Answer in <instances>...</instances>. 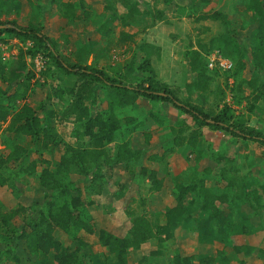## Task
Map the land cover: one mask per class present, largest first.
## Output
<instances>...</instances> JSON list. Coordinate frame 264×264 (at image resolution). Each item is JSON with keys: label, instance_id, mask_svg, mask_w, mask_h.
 I'll list each match as a JSON object with an SVG mask.
<instances>
[{"label": "trees", "instance_id": "obj_1", "mask_svg": "<svg viewBox=\"0 0 264 264\" xmlns=\"http://www.w3.org/2000/svg\"><path fill=\"white\" fill-rule=\"evenodd\" d=\"M43 1H27L30 18L24 25L17 19L9 20L19 14L16 1L0 0V44L8 45L11 40L19 44L17 54L8 59H3L0 47V189L12 187L13 196L21 199L22 190L17 184L29 180L34 185L29 206L19 201L7 210L0 208V264H22V261L25 264H110L113 256L118 259L115 264H128L131 243L153 238L156 249L149 253L146 264H158L157 258H169L167 247L175 245L177 227L194 222L197 230L206 228V234L223 246L216 259L227 264L224 248L229 242L228 215L234 209L232 204L240 211L246 238L252 235L248 214L258 215L262 221L264 179L260 180L251 171L254 163L245 161L239 168L227 156L223 145L216 151L206 140L204 150L210 157L215 156V169H190L171 176L167 183L144 162L159 163L185 146L199 156L197 144L201 129L206 127L216 138L227 137V145H239L240 150L249 143L256 145L261 149L257 164L264 172L263 0H226L222 10L211 16L205 10L212 0H152V5L144 2L146 8L142 11L130 0H112L120 3L122 9L105 7L98 31L102 42L106 40L108 45L115 43L132 52L130 59L120 63L114 73L120 82L114 77L111 79L105 69L91 67L92 63L87 64L86 59L79 63L64 59L53 40L43 33L46 17ZM237 7L246 16L252 13L256 24L252 30H247L244 23L239 31L231 30L227 10ZM72 8L70 3H65L61 10L72 19ZM167 8L179 18L198 22L209 17L218 23L215 31L210 30L209 37H201L204 32L199 31L185 40L186 50H180L179 55L189 59L188 69L194 77L189 84L181 79L183 86L178 95L173 92L176 87L169 89L160 77L152 74L150 59L154 54H161L159 48L153 50L152 45L142 50V38L141 46L133 50L138 36L144 37L160 21L170 22V17L166 19L164 15ZM87 16L86 12L81 15ZM2 18L6 20L1 21ZM116 29L119 32L115 38ZM212 54L228 60L231 67L210 68ZM37 55L45 61L38 75L33 65L26 62ZM154 63L157 64L155 59ZM64 78L67 81L61 86ZM35 91H46V95L34 106L28 99ZM141 100L161 108H150L145 116L141 111L143 121L124 115L127 109H139ZM98 102L103 106L95 110ZM171 111L175 112L173 126L177 132L160 142L161 155L148 156L152 131L170 134ZM67 122H71L69 142L58 132V126ZM139 133L142 145L134 140ZM116 171L126 173L134 185L145 187L149 193L129 201L125 216L131 227L120 241L97 228L100 216L91 211V202H87L88 195L102 194L101 187L95 183L97 176L112 182L118 199L126 195L128 188L114 179ZM167 174L165 171L164 175ZM164 183L170 184L169 191ZM218 188L222 190L216 193ZM166 192L172 198L170 206L163 203ZM146 198H156L162 204L151 214L154 220L148 216L151 206ZM215 200L227 207L213 205ZM260 232L263 234L255 239L257 243L264 241L263 221ZM82 233L98 234L108 248V255L88 253L80 237ZM249 243L254 246L253 240ZM262 248L257 249L264 264ZM214 261L210 257L198 259L176 253L168 263L213 264Z\"/></svg>", "mask_w": 264, "mask_h": 264}, {"label": "crops", "instance_id": "obj_2", "mask_svg": "<svg viewBox=\"0 0 264 264\" xmlns=\"http://www.w3.org/2000/svg\"><path fill=\"white\" fill-rule=\"evenodd\" d=\"M8 1V0H7ZM16 1V6L18 8L19 14L18 15H12L14 19H19L18 22L26 25L29 18H30V7L28 5V0H15ZM85 0H58L55 3H43L44 6L46 7V17L44 21V30L43 33L47 36H49L53 42L55 43L56 48L58 49V52L62 56H67L68 53H71L74 51L75 48L80 47L84 48V51L87 53V55L82 59L84 61L86 59L87 64H91L94 62L93 60L96 59V68L97 69H105L106 65L110 64V56L108 60H105L103 57L108 55V50L110 51V48L106 50L104 49L105 47H102V39L100 34L98 33V26H95L94 20L91 17L90 19L88 18H83L86 19V23H82V19H80L78 16L82 15L85 11L83 9V5ZM87 2H90L92 0H86ZM93 8L90 9V12H93V14H102L106 13L104 11L105 7H111L115 8L118 10V4L115 3L112 0H94ZM75 2L77 4V8L73 9L70 11L72 13V19L71 17H68L66 15V12H63L61 10L63 4L65 3H70ZM146 3H150L152 5V0H143L141 5ZM227 1H223V3L220 2V0H212L210 6L205 10L206 14L212 15L214 14L217 10H222V6L225 5ZM264 6V3H263ZM25 9V10H23ZM145 9V8H144ZM142 9V10H144ZM23 10V11H22ZM168 10L170 14V22L168 24L164 23L163 21H160L156 23L154 28L156 29L155 34H147L149 37L150 36H157L156 38L158 39H151L152 42H154L153 46L155 47H163L165 41L164 40H159L160 37H166V40H168L169 44L167 45L168 53H162V54H154L153 56L156 55L154 58L160 69H169V71H174V63L181 61L183 63L184 58H180L177 55L180 54V51H184L183 49V43L185 40L188 38V36H194L196 35V32L203 31V35L201 37H209L210 36V30L215 31L217 28L218 23L213 20L212 18L207 17L204 20H199L198 22L194 21V19L188 18V17H181L179 18L176 16L175 12L172 11V9H166ZM229 12L228 16V21L232 24V29L235 31L240 30V25L241 24H246L247 30H252L256 24L254 23V20L252 19V13H248L247 16L244 15L241 11V9L235 8V9H230L227 10ZM21 13L24 16L23 20L21 21ZM99 16V15H98ZM164 16V15H163ZM46 24L52 25L53 32L48 33L46 30ZM54 24V26H53ZM91 24L92 28L90 30L86 29V27ZM165 27L167 29H165ZM216 27V28H215ZM96 29V30H95ZM91 32L92 35H90V38H86V33ZM180 32V33H177ZM65 34H68V36H71L70 41L67 40V38H64ZM176 34H178L176 36ZM66 36V35H65ZM66 36V37H68ZM176 36V38L174 37ZM143 38V36H140V38H137V41H140ZM175 38V39H174ZM163 39V38H160ZM91 41L93 46L90 47L88 43ZM195 44V43H194ZM179 45V49L176 47ZM196 46L194 45V48ZM112 51V50H111ZM91 53L95 54V56H91ZM110 55V54H109ZM97 56V57H96ZM161 57V58H160ZM65 58V57H64ZM72 57H68V61L70 63H75L78 62L76 61L75 57L72 60ZM159 59V60H157ZM75 60V61H74ZM27 63L28 60L26 61ZM83 63V62H82ZM169 71H163L162 74L166 77H169ZM189 69L187 68L184 82L186 84H189L192 80L194 75L189 74L188 75ZM169 72V73H168ZM165 73V74H164ZM245 75H249L248 72L245 73ZM162 78V77H161ZM182 81V80H181ZM232 81H229L231 84ZM34 94L39 95L38 91H35L32 94V97L28 99V101L32 102V104L35 106L37 103L35 101H40L44 95H39V99H36V96ZM229 101V98H227ZM35 102V103H34ZM147 104L149 102L145 101ZM142 104V102H141ZM140 104V106H141ZM150 104V103H149ZM103 106V105H101ZM173 120L170 121V134L163 133L160 130H153L152 131V138L150 140V152L148 153V156H153L154 154L161 155L162 154V149L160 148V142L166 138H172L175 133L177 132L176 129H174V124ZM202 135L198 140L197 144V150H200L199 156L195 155L194 153H191V149L188 146H185L183 148H178L176 151L170 155H168L163 161L157 163V162H144V165L149 168L150 170H153L156 172V174L159 176V178H162L164 182H170L169 178L171 176H176L180 173H185L190 169H194L196 171H202L205 168H210V167H215V156L210 157V154H206L207 151L204 150V145H205V140L207 141L208 137H212L213 135L211 134V131L204 127L201 129ZM141 134H137L134 137L135 142L137 144L142 145L143 144V139L142 135L141 138H139ZM215 141H220L218 144H216L214 150H218L220 145L223 149L225 148L227 151V156L230 158V160L236 161L237 165L239 168L244 166L245 161L250 160L254 163L253 166L251 167V171L254 172V174H258V176L261 178L260 180L264 179V172L262 173V169L260 168L258 163V155L261 152V149L259 150L256 145H252V143L246 144L245 147H243L242 150H240V146L235 144H229V141L227 137H224V135L219 136L218 138L215 139ZM137 146V145H136ZM226 146V147H225ZM180 151V154H179ZM205 153L206 156H202L201 154ZM213 167V168H214ZM215 169V168H214ZM167 171L168 174L167 176L164 175V172ZM117 172V171H116ZM115 175H118L119 178H115ZM114 179L115 181L121 182L120 178L125 177L123 180L124 182H121L122 184H125L127 187V183L130 182L131 187L128 188L129 190H134V181L131 180L128 176H126V173L118 174L115 173ZM214 175L215 170H214ZM258 177V179H259ZM112 183V182H109ZM164 183L165 189L169 191V186L170 184ZM113 185V184H112ZM136 186V185H135ZM137 188V186H136ZM33 189V188H32ZM222 189L219 190L215 189V192L221 191ZM137 194L135 197H129L127 198L126 195L118 199L117 195L113 193L109 197V201H102L101 204L98 206L102 210V215L98 217V222L99 224L97 225V228H102L106 230L109 234L110 237L116 238L119 241L125 239L128 230L130 229L131 225L128 219L125 216V208L128 205L129 201L132 199L136 198H144L148 196V191L146 190L145 187L141 186L138 188L136 191ZM34 193V191H33ZM165 198L164 204L166 205H172V198L169 195V192H166L164 195ZM147 200L150 201V199L146 198ZM152 202L148 203V206H151L150 214L148 215L150 220H154L152 218L151 214L156 213L159 209L158 207H161L162 204H160V201H156V199H151ZM87 202H92L90 200H87ZM131 205H134V201L131 202ZM213 205H220V206H225L227 205L219 202L218 200H215ZM261 205L263 206V213H262V221L264 222V193H262V202ZM91 203H89V207H93ZM97 206V205H96ZM233 211H231L228 215V220L230 222V227H229V242L227 243L226 247L224 250L226 251V256H227V264H262V261L260 259V255L258 252L257 248H262L264 247V241L261 243H257L258 237L263 234L261 231L262 228V221L261 218L257 215H253V213H249L248 217H250V226L248 227L250 233L249 238H246L245 235L243 234L242 227H241V221L242 217L240 216V211L237 209L238 207H234V204L231 206ZM248 211H250L248 209ZM199 220V219H198ZM197 220V221H198ZM198 228L194 224H189L185 225L183 227H177L175 230V245L174 246H168L166 249L169 250L170 254L168 255L169 258L166 257H160L157 258L156 261L158 264H170L168 263L169 259L172 258L173 254H181L182 256H194L198 259H204L206 257L214 258L215 261L213 264H223L222 261L216 259V254L218 251H221L223 246L220 245L216 240L212 239V235L206 234L207 229L204 228L201 231L197 230ZM82 238V243L84 245L85 250L90 253L93 256H106L107 254V247L102 244V242L99 240L98 234L94 235H88V234H83L80 236ZM262 238V237H261ZM253 240L254 246H251L249 241ZM260 244L257 246V244ZM132 248H131V257L130 260L128 261V264H146V258L149 256L150 252H153L156 249V242L154 238L152 240H140L135 243H131ZM264 250V248H262ZM245 253L248 255L245 256ZM112 259V256H110V261ZM118 262L117 257L113 256V261L110 262V264H115ZM244 262V263H242ZM22 264H25V261H22ZM109 264V263H108Z\"/></svg>", "mask_w": 264, "mask_h": 264}, {"label": "rangeland", "instance_id": "obj_3", "mask_svg": "<svg viewBox=\"0 0 264 264\" xmlns=\"http://www.w3.org/2000/svg\"><path fill=\"white\" fill-rule=\"evenodd\" d=\"M131 2H133V4L134 5H136V8L139 10V11H142V9H144V8H146L144 5H141V3L143 2V0H130ZM225 1V0H224ZM44 3H46V4H49L50 3V1H43ZM42 2V3H43ZM84 2V9H85V11L84 12H86V13H88V16H87V18L88 19H90L91 17L93 18V20H94V24H95V26H98V25H100L99 23V21L101 20V15L100 14H93V12H90V9H92L93 7V4H94V0H92V1H90V2H87L86 0L85 1H83ZM262 3H264V0L263 1H261ZM150 4V3H149ZM71 5H72V7H74L73 9H76L77 8V4L75 3V2H71ZM118 10L119 11H121V9H122V5L119 3L118 4ZM65 9H67V8H65ZM168 9V8H167ZM23 10H25V9H23ZM22 10V11H23ZM169 11L168 10H165L164 11V15H167V17H166V19L170 16V14L168 13ZM99 15V16H98ZM23 18H24V16L22 15V13H21V21L23 20ZM80 19H82L81 18V15H80V17H79ZM4 20H6L5 18H2L1 19V21H4ZM8 20V19H7ZM9 20H16V19H14V17L13 16H11L10 18H9ZM19 19H17L16 21H18ZM24 21V20H23ZM86 23V19H82V23ZM43 24H44V22H43ZM47 26H46V30H47V32L50 34V33H52L53 32V28H52V25H50V24H46ZM53 26H54V24H53ZM118 27V26H117ZM92 28V25L91 24H89L87 27H86V29H88V30H90ZM119 30H120V28H118ZM118 29H116L115 30V38L117 37V34H118ZM165 29H167L166 27H165ZM87 30V31H88ZM96 30V29H95ZM157 31H156V29L153 27V28H151L150 30H149V34H155ZM99 34H100V32H98ZM177 33H180V32H177ZM148 34V33H147ZM144 35V37H143V39H142V50L143 49H145L146 47L148 48V47H150V46H152L153 44H154V42H152L151 41V39H158V38H156L157 36H148V35ZM68 36V34H65L64 33V36H62V37H64V38H67V40L68 41H70V37L71 36H68V37H66V36ZM90 35H92V33L91 32H87L86 33V38L88 39V38H90ZM178 34H176V36H177ZM100 36H101V34H100ZM103 36V35H102ZM175 37V36H174ZM137 38H140V36H138ZM160 38H163V39H160ZM159 38V40H164L165 41V43H164V45H163V47H151L153 50H155V49H157V48H159V52L162 54L163 52L165 53H168V49H167V45L169 44L168 42V40H166V37L164 36V37H160ZM209 39V38H208ZM110 40H111V43H112V41H113V39L112 38H110ZM208 41V40H207ZM92 42L93 41H91L90 43H88V45L90 46V47H92L93 46V44H92ZM140 42L141 41H136V46H135V48L133 49V50H135L136 49V47H137V45H140ZM182 44H183V49L186 47V43L184 42L183 43V41H182ZM108 44H107V41L106 40H104L103 42H102V47H105L104 49L106 50V52H107V49L108 48H110V51L108 50V55H106V56H104L103 58L105 59V60H108V58H109V56H110V64H108V65H106L105 67V71H106V73L111 77V79L115 76L114 75V73L115 72H117V70L119 69V64L120 63H122V62H124V61H127V60H129L130 59V57H131V55H132V52L131 51H127L125 48H124V46H119V45H116L115 43L113 44L112 43V45L109 43V45L107 46ZM18 46H19V44H17V43H14V41H9V43H8V45H7V47H8V49H7V52H9V53H13V54H17V48H18ZM141 46V45H140ZM178 49H179V45H177L176 46ZM149 49V48H148ZM148 49H146V51H148ZM112 50V51H111ZM152 50V51H153ZM182 50V49H181ZM185 50H186V48H185ZM180 51V50H179ZM151 53V52H150ZM8 54V53H7ZM110 54V55H109ZM10 55H12V54H10ZM87 55V53L84 51V48H83V46H82V48H80V47H77V48H75L74 49V51L73 52H71V53H68L67 54V56H64L65 58V60H67L68 61V57H72L71 59L73 60L74 59V57H75V59H76V61H78L77 63H79V62H81L82 61V59L85 57ZM114 55H116V59H114L113 58V56ZM91 56H95V54L93 53H91ZM143 56V55H142ZM178 57H181L180 55H177ZM97 57V56H96ZM154 56L153 57H151V59H150V65H151V70H152V74H153V76H156V78H158V77H162L161 79H162V81L163 82H165L167 85H168V87H169V89H171V90H173L174 89V87H176V89L173 91L174 92V94L175 95H178L177 93H178V90H180V91H182V89H181V86H183V83H182V81H181V79H183L184 77H185V73H186V69L185 68H189L188 66H189V59H184L183 60V64H181L180 63V61H178V62H176V63H174L173 65H174V67H173V69H174V71H169V69H160V67L158 66V64H155L154 63ZM161 58V57H160ZM75 61V60H74ZM94 62H92V65H91V67H93V68H95L96 67V59H94L93 60ZM183 67H185V68H183ZM185 69V70H184ZM163 71H169L168 73V75H169V77H166V76H164L163 74H162V72ZM165 74V73H164ZM189 74H193V73H191L190 72V70L188 71V75ZM126 77V76H125ZM118 82H120L121 80L120 79H117L116 77H114ZM64 81H67L66 80V78H64L63 80H62V82L60 83L61 84V86H62V84H65L64 83ZM66 83H68V82H66ZM56 84H58L57 83V81H56ZM38 93H39V91H38ZM39 95L41 96V95H44V97H45V95H46V91L44 92H40L39 93ZM39 95H37L36 96V99L35 100H38L39 99ZM43 97V98H44ZM179 97H181L180 95H179ZM43 98L41 99V100H43ZM40 100V101H41ZM40 101H35L36 103H39ZM56 100L55 99H53L52 100V104H54V103H56L55 102ZM142 101V104H141V106L139 107V109H137V108H132V109H127V110H125V112H124V115L126 114L127 116H134V117H136L137 118V120L139 121V120H141V121H143V118L142 117H144L145 116V112H146V114H147V112H148V110H150V108H153L154 110L155 109H160L161 107H158V105L157 104H154V103H151L150 102V104L148 103H146L144 100H141ZM34 102V103H35ZM101 108V106H100V102H98L97 104H96V108H95V110L96 109H100ZM141 111H143V114H144V116H143V114H141ZM170 117H171V120H173L174 118H175V112H170ZM146 126H148V122L146 123ZM70 129H71V122H67V124H61V125H59L58 126V132H59V134L62 136V138H64V140L65 141H67V142H69V141H71V139H70V137H69V131H70ZM175 129V128H174ZM139 138H141V135L139 136ZM215 139H216V136H212V137H208V139H207V141H206V143H207V145L208 146H211V149H213L214 150V148L213 147H215L216 146V144H218L220 141H215ZM0 149H1V147H0ZM195 153V152H194ZM179 154H180V151H179ZM206 154H210V153H208V152H206ZM206 154L205 153H203V154H201L202 156H206ZM158 155V154H157ZM207 157V156H206ZM115 178H119L118 177V175H115ZM125 179V177H123V178H120V180H121V182H124L123 180ZM95 183H97L100 187H101V192H102V194H99V195H96V193H94L93 195H88V197H87V200H90V201H92L91 202V204L92 205H94L93 207H91V211H93V212H95L96 214H98L99 216H101L100 215V211H101V208L98 206L99 204H101V202L102 201H109L108 199H109V197H112L111 195L113 194V193H115L116 191H117V188L114 186V185H112V183H109V182H105V180H103L101 177H98L97 176V178L95 177ZM19 187H20V189L22 190V197H21V199H17V198H15V196H13L14 195V191L12 190V187H5V188H3V189H0V208L1 209H3V210H7V209H9V208H11V207H13V206H15L19 201L24 205V206H29L30 205V203H31V198L33 197V190H31L32 189V187H34V185H33V183L31 182V181H29V180H22L21 182H19L18 184H17ZM127 187L128 188H130L131 187V184H130V182H128L127 184ZM134 185V184H133ZM138 190V187L136 188V186L134 185V190H129L128 189V191H127V193H126V197L127 198H131L132 196L133 197H135V193H136V191ZM129 198V199H130ZM153 199H156V198H153ZM150 202H152L151 200L149 201V203ZM97 205V206H96Z\"/></svg>", "mask_w": 264, "mask_h": 264}, {"label": "built area", "instance_id": "obj_4", "mask_svg": "<svg viewBox=\"0 0 264 264\" xmlns=\"http://www.w3.org/2000/svg\"><path fill=\"white\" fill-rule=\"evenodd\" d=\"M12 41H14V43L18 44V42L16 40H12ZM28 45H30V44H28ZM0 47L2 50L3 59H8L10 56L16 55V54H13L12 52L11 53L7 52V49H8L7 45L0 44ZM10 54H12V55H10ZM113 58L116 59V55H114ZM27 60H28L29 64L33 65L32 68L37 75L44 69L45 61H44L42 56L37 55L34 59H32V60L27 59ZM215 65H218L219 67L224 68V69H229L231 67V64L228 60L222 59L221 57L212 54L211 56H209V67L211 68V67H214Z\"/></svg>", "mask_w": 264, "mask_h": 264}]
</instances>
